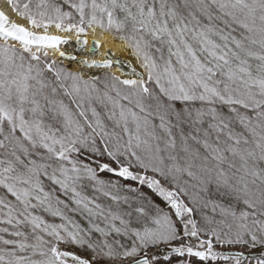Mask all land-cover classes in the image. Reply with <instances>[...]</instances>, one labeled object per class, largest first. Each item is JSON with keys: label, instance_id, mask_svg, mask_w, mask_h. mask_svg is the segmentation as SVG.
Listing matches in <instances>:
<instances>
[{"label": "snow or ice", "instance_id": "snow-or-ice-1", "mask_svg": "<svg viewBox=\"0 0 264 264\" xmlns=\"http://www.w3.org/2000/svg\"><path fill=\"white\" fill-rule=\"evenodd\" d=\"M10 6L0 264H264V0Z\"/></svg>", "mask_w": 264, "mask_h": 264}, {"label": "bare ground", "instance_id": "bare-ground-1", "mask_svg": "<svg viewBox=\"0 0 264 264\" xmlns=\"http://www.w3.org/2000/svg\"><path fill=\"white\" fill-rule=\"evenodd\" d=\"M0 10L4 11L6 14H8L10 16L11 19H13L14 21L21 23L25 26H29L28 22L26 20H24L23 18L19 17L18 14L15 13L14 9L11 8L10 6V2L9 0H0ZM37 31V30H36ZM42 31V30H39ZM52 34H56V35H62V36H69L70 40L72 42H75V33L72 34H66V33H61L58 30H56L55 28H51L49 30ZM88 41H89V46H90V42L93 39H96L98 41H100L102 47L100 48V52H108L109 50H111V52L115 53V58L116 59H121V60H125V61H131L133 64L136 63V61L134 60L133 57H131L128 52H126L122 46V44L114 39L112 37V35L102 31V30H89L88 33V37H87ZM75 47L74 44H69L66 45V47L62 48L66 51L71 52L73 50V48ZM50 55H53L52 53H50ZM79 56H81L82 58H88V59H97V60H103L105 59L104 56H101L99 53H97L95 56H92L89 53H79ZM55 58L56 59H60L58 54H55ZM66 63H68V61H65ZM91 71L93 72H98L101 71L99 69H92ZM112 72H115L117 75H121V71L120 69H118L116 66H113V68L111 69Z\"/></svg>", "mask_w": 264, "mask_h": 264}, {"label": "water", "instance_id": "water-1", "mask_svg": "<svg viewBox=\"0 0 264 264\" xmlns=\"http://www.w3.org/2000/svg\"><path fill=\"white\" fill-rule=\"evenodd\" d=\"M9 2H10V0H9ZM1 11V10H0ZM37 31H39V30H37ZM54 35H56V34H54ZM94 40H96V39H93V40H91V42H90V46L92 45V42L94 41ZM70 44H74L75 45V42H72V43H70ZM89 46V47H90ZM17 47H19V44H17ZM62 47V46H61ZM63 47H66V45H63ZM78 55H79V53H78ZM65 62V61H64ZM68 64V63H67ZM99 72V71H98Z\"/></svg>", "mask_w": 264, "mask_h": 264}, {"label": "trees", "instance_id": "trees-1", "mask_svg": "<svg viewBox=\"0 0 264 264\" xmlns=\"http://www.w3.org/2000/svg\"><path fill=\"white\" fill-rule=\"evenodd\" d=\"M157 202L162 204V202H161V201H159V200H157ZM162 206H163V205H162Z\"/></svg>", "mask_w": 264, "mask_h": 264}, {"label": "rangeland", "instance_id": "rangeland-1", "mask_svg": "<svg viewBox=\"0 0 264 264\" xmlns=\"http://www.w3.org/2000/svg\"><path fill=\"white\" fill-rule=\"evenodd\" d=\"M65 64H67L66 62H64Z\"/></svg>", "mask_w": 264, "mask_h": 264}]
</instances>
